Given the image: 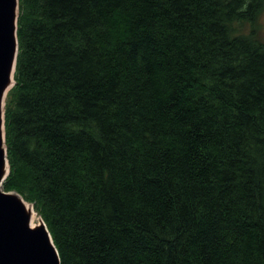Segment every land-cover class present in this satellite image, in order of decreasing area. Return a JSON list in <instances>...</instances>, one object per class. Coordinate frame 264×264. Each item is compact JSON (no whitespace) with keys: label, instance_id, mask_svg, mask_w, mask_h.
Instances as JSON below:
<instances>
[{"label":"trees","instance_id":"obj_1","mask_svg":"<svg viewBox=\"0 0 264 264\" xmlns=\"http://www.w3.org/2000/svg\"><path fill=\"white\" fill-rule=\"evenodd\" d=\"M19 5L4 187L61 264H264V0Z\"/></svg>","mask_w":264,"mask_h":264},{"label":"water","instance_id":"obj_2","mask_svg":"<svg viewBox=\"0 0 264 264\" xmlns=\"http://www.w3.org/2000/svg\"><path fill=\"white\" fill-rule=\"evenodd\" d=\"M18 18L19 0H0V264H61L43 219V225L32 228L22 196L15 191L3 190V183L11 171L4 107L7 95L16 83ZM11 82V89L5 93Z\"/></svg>","mask_w":264,"mask_h":264},{"label":"bare ground","instance_id":"obj_3","mask_svg":"<svg viewBox=\"0 0 264 264\" xmlns=\"http://www.w3.org/2000/svg\"><path fill=\"white\" fill-rule=\"evenodd\" d=\"M11 86H12V82L8 86L5 93H7L9 91V89H11ZM11 194L14 196H17L16 193H11ZM23 203H24L25 209L29 215L30 226L32 228H36V227H39L40 225H43L42 219H41L40 215L37 213V211L34 209V207L32 205L28 204L27 202H24V200H23Z\"/></svg>","mask_w":264,"mask_h":264},{"label":"rangeland","instance_id":"obj_4","mask_svg":"<svg viewBox=\"0 0 264 264\" xmlns=\"http://www.w3.org/2000/svg\"><path fill=\"white\" fill-rule=\"evenodd\" d=\"M259 30H260V35H261L262 37H264V16H263V18H262V20H261ZM10 102H11V97L8 95V97H7L6 100H5V107H4V110H5V111H6V109H9ZM4 183H5V182H4ZM4 186H5V185L3 184V190L6 191V189H5ZM6 192H13V191H6ZM26 204H27V203H26ZM28 204H30V203L28 202ZM30 205H31V204H30Z\"/></svg>","mask_w":264,"mask_h":264}]
</instances>
